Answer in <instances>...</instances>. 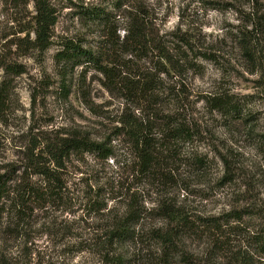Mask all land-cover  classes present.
I'll list each match as a JSON object with an SVG mask.
<instances>
[{
    "label": "rangeland",
    "instance_id": "obj_1",
    "mask_svg": "<svg viewBox=\"0 0 264 264\" xmlns=\"http://www.w3.org/2000/svg\"><path fill=\"white\" fill-rule=\"evenodd\" d=\"M116 1L51 0L53 43L39 53L22 45L34 38L33 0H0V55L23 70L10 76L12 91L0 110V172L23 167L32 152L74 134L108 141L114 150L108 160L89 153L68 159L66 194L58 202L15 210L8 201L0 216V264H264L248 238L249 229L264 226V86L238 40L243 16L264 10V0H127L144 8L154 39L165 42L168 53L177 31L213 58L192 54L193 65L175 72L157 50L141 59L122 56L158 77L159 103L150 110L110 91L95 68L65 70L55 58L66 39L79 38L97 51L100 33L79 6L108 5L123 26L126 12L112 10ZM117 34L122 39L124 30ZM226 93L249 102L241 117L223 116L205 101ZM173 111L191 127V139L158 149L160 175L133 177L137 158L125 122L134 116L151 122L158 138L161 118ZM128 187L143 212L131 234L118 240L112 230L134 197ZM91 195L96 208L87 201ZM237 210L255 213L241 221L228 217ZM210 220L219 228L209 227Z\"/></svg>",
    "mask_w": 264,
    "mask_h": 264
},
{
    "label": "trees",
    "instance_id": "obj_2",
    "mask_svg": "<svg viewBox=\"0 0 264 264\" xmlns=\"http://www.w3.org/2000/svg\"><path fill=\"white\" fill-rule=\"evenodd\" d=\"M33 2L36 10L34 38H24L26 42L23 40L22 45L27 52L35 50L43 53L53 43V31L57 16L51 0H33ZM127 2V0H117L112 6L114 11L126 12L123 14L125 18L123 26L115 24L117 17L112 15L108 5H89L87 7L80 5L81 16L87 23L98 29L101 38L100 45L97 47V51H94L92 47H84L79 38L66 39L61 43V48L55 58L65 70L76 66L95 68L107 80L106 87L110 91H122L127 100L133 103L144 102L150 110L159 103L157 97L158 77L155 72L139 71L137 66H132L130 64L133 63V59L130 60L131 57L141 59L157 50L156 55L159 56L160 53H163L162 58L170 64L175 72H180L185 65H193L192 54L196 58H213L206 50L196 49L188 37L178 34L177 31L171 34L172 39L169 44L171 50L168 53L166 43L154 39L146 22L147 15L144 8L135 4L128 6ZM126 7H128L127 10ZM243 22L245 30L240 31L239 45L246 59L251 63V67L261 71L262 85L264 86V10L253 9L243 16ZM120 28L124 30L122 39L117 34ZM125 55L131 57L126 61L122 58ZM19 67L20 64L0 55V110L6 106L12 91L10 76L23 73ZM135 69H138V74ZM172 98L175 99L174 93H172ZM205 101L211 110L231 118L241 117L249 105V102L228 93L210 95L206 97ZM154 111L160 112L157 109ZM175 115L173 111L169 114L166 113L161 118L163 126L158 138L154 136L155 132L151 122H144L136 116L128 118L125 125H129L132 129L129 134L135 145L137 158L132 165L130 175L151 179L160 175L158 174L159 160H164V157L158 154V149L166 146L172 147L175 143L187 142L191 139L193 135L191 127L175 118ZM85 153L106 160L114 157L113 146L110 142L95 141L86 135L74 134L47 143L35 153L32 152L23 167L0 172V216L5 212L6 203L10 200H14L12 207L15 210L21 207L44 206L50 201L61 200L66 194L62 172L66 168V162L72 156L80 157ZM110 189H116L114 183ZM98 190L94 191L96 197L100 196ZM127 191L128 195L134 197L129 201L122 223L112 230L111 238L115 236L118 240L131 234L133 223L143 212L141 202L135 197L136 193L131 191V187H128ZM92 196H89L87 201L96 208V200H92ZM251 213L255 212L244 214L242 210H237V212L228 214V217L241 221L244 216H249ZM208 225L213 230L219 228V223L215 220H210ZM248 238L259 255L264 256V226L253 231L249 229ZM245 263L249 264L250 262L246 261Z\"/></svg>",
    "mask_w": 264,
    "mask_h": 264
}]
</instances>
